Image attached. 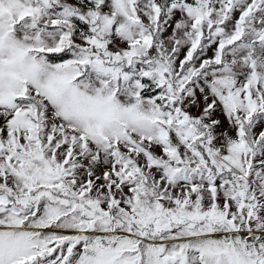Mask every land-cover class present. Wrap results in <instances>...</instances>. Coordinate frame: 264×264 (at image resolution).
<instances>
[{"label":"snow or ice","instance_id":"snow-or-ice-1","mask_svg":"<svg viewBox=\"0 0 264 264\" xmlns=\"http://www.w3.org/2000/svg\"><path fill=\"white\" fill-rule=\"evenodd\" d=\"M0 264H264V0H0Z\"/></svg>","mask_w":264,"mask_h":264}]
</instances>
